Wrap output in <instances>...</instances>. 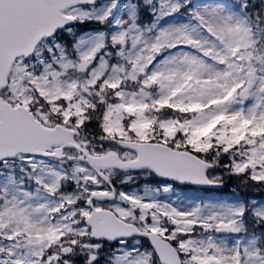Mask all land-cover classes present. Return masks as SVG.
<instances>
[{
	"label": "snow or ice",
	"instance_id": "obj_1",
	"mask_svg": "<svg viewBox=\"0 0 264 264\" xmlns=\"http://www.w3.org/2000/svg\"><path fill=\"white\" fill-rule=\"evenodd\" d=\"M0 264H264V0H0Z\"/></svg>",
	"mask_w": 264,
	"mask_h": 264
}]
</instances>
